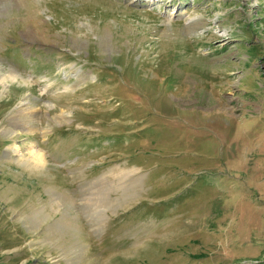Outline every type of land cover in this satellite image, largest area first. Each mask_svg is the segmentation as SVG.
<instances>
[{
	"label": "rangeland",
	"instance_id": "1",
	"mask_svg": "<svg viewBox=\"0 0 264 264\" xmlns=\"http://www.w3.org/2000/svg\"><path fill=\"white\" fill-rule=\"evenodd\" d=\"M0 264H264V0H0Z\"/></svg>",
	"mask_w": 264,
	"mask_h": 264
},
{
	"label": "bare ground",
	"instance_id": "2",
	"mask_svg": "<svg viewBox=\"0 0 264 264\" xmlns=\"http://www.w3.org/2000/svg\"><path fill=\"white\" fill-rule=\"evenodd\" d=\"M16 76V75H15ZM29 123V122H28ZM26 125V124H25ZM21 159H23L24 161L26 160V162L31 163L30 165L33 166H40L43 165L45 163V158L43 157V155L41 153H33L31 154V156H29V158H25L24 155H20Z\"/></svg>",
	"mask_w": 264,
	"mask_h": 264
}]
</instances>
